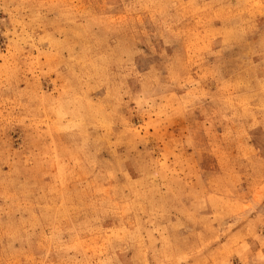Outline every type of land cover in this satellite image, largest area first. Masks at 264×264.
I'll use <instances>...</instances> for the list:
<instances>
[{
	"label": "rangeland",
	"instance_id": "374dc122",
	"mask_svg": "<svg viewBox=\"0 0 264 264\" xmlns=\"http://www.w3.org/2000/svg\"><path fill=\"white\" fill-rule=\"evenodd\" d=\"M0 264H264V0H0Z\"/></svg>",
	"mask_w": 264,
	"mask_h": 264
}]
</instances>
